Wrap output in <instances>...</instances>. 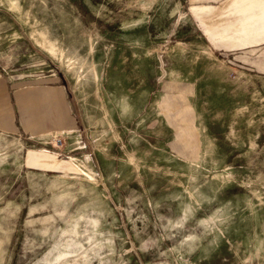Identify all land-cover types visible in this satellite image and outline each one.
<instances>
[{
	"label": "rangeland",
	"instance_id": "obj_1",
	"mask_svg": "<svg viewBox=\"0 0 264 264\" xmlns=\"http://www.w3.org/2000/svg\"><path fill=\"white\" fill-rule=\"evenodd\" d=\"M0 264H264V0H0Z\"/></svg>",
	"mask_w": 264,
	"mask_h": 264
},
{
	"label": "crops",
	"instance_id": "obj_2",
	"mask_svg": "<svg viewBox=\"0 0 264 264\" xmlns=\"http://www.w3.org/2000/svg\"><path fill=\"white\" fill-rule=\"evenodd\" d=\"M57 91H60L59 87H57ZM62 98H63V96H62Z\"/></svg>",
	"mask_w": 264,
	"mask_h": 264
},
{
	"label": "built area",
	"instance_id": "obj_3",
	"mask_svg": "<svg viewBox=\"0 0 264 264\" xmlns=\"http://www.w3.org/2000/svg\"><path fill=\"white\" fill-rule=\"evenodd\" d=\"M58 141H60V140H58Z\"/></svg>",
	"mask_w": 264,
	"mask_h": 264
}]
</instances>
